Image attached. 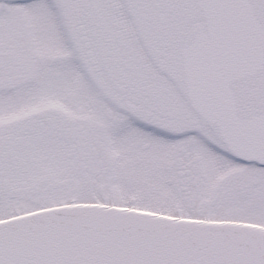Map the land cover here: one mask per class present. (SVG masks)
<instances>
[{"label": "snow or ice", "instance_id": "obj_1", "mask_svg": "<svg viewBox=\"0 0 264 264\" xmlns=\"http://www.w3.org/2000/svg\"><path fill=\"white\" fill-rule=\"evenodd\" d=\"M0 264H264V0H0Z\"/></svg>", "mask_w": 264, "mask_h": 264}]
</instances>
